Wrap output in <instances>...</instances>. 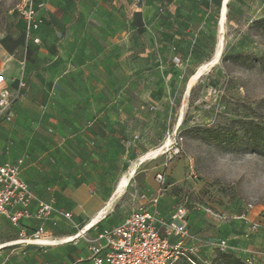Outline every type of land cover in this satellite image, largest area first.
<instances>
[{
    "label": "rangeland",
    "instance_id": "rangeland-1",
    "mask_svg": "<svg viewBox=\"0 0 264 264\" xmlns=\"http://www.w3.org/2000/svg\"><path fill=\"white\" fill-rule=\"evenodd\" d=\"M17 2L0 0V35L8 22L20 25L22 18L16 10ZM242 5L252 13L239 20L236 16L233 22L227 23L224 32L222 29L219 58H215L218 42L211 41L206 44L210 53L205 60L172 67V78L168 81V69L163 64L140 55L139 51L146 45L142 39L144 33H132L135 41L129 60L130 76H126L119 63L107 57L108 60L102 59L105 70L114 75L100 73L99 84L104 81L112 86L129 82L134 102L141 105L124 111L129 138L126 158L122 157V147L114 139L112 154L96 164L91 139L83 138L80 144L74 139L62 138L61 131L65 129L61 122L67 120L75 130L78 126L74 122L83 117L64 109L59 99L57 104H52L46 91L31 92L25 99L35 105H29V109L20 107L19 101L27 93V86L20 87V81L11 83L14 115L11 122L15 121L17 109L29 110L34 120L28 123L25 119H16L14 125L20 127V136L0 138V162L15 161L21 156L22 173L36 179L38 169H46V181L40 182V189L49 191L48 186L51 187L61 207L70 210L73 217L50 220L46 225L50 233L47 240H57V243L44 246L15 244L18 226L0 219V246L5 245L0 247V264H85L89 261L97 230L80 234L88 223L80 205L86 211L87 206L80 195L62 191L65 184L69 189L70 174H78V169L87 174L86 189L113 195L104 218L109 224L120 223L135 210L144 201L140 198L142 193L152 195L162 187L165 213L184 205L191 232L214 244L215 247H204L199 255L203 264L205 261L207 264H264V22L255 23L264 18V0H245ZM256 6L258 9L254 11ZM212 33L214 39V27ZM1 79L3 76H0V86L7 85ZM166 85L173 89L165 90ZM113 93L116 91L109 94ZM80 109L92 115L91 111ZM3 121L0 119V134L6 130ZM76 158L81 161L78 163ZM140 170L148 173L147 185L142 189L134 182L135 173ZM158 174L163 175L162 184L157 181ZM178 178L182 180L175 183ZM214 214L227 217L220 219ZM242 214L258 222L261 230L246 236L249 223L237 219ZM221 239L228 240L234 249H218L216 245Z\"/></svg>",
    "mask_w": 264,
    "mask_h": 264
},
{
    "label": "crops",
    "instance_id": "crops-1",
    "mask_svg": "<svg viewBox=\"0 0 264 264\" xmlns=\"http://www.w3.org/2000/svg\"><path fill=\"white\" fill-rule=\"evenodd\" d=\"M244 1L139 0L136 8L132 0H40L44 3L40 10L43 23L36 33L41 39L40 44L26 39L22 19L18 26L8 22L0 35V76L4 78L1 80L9 87L11 83H19L24 79L27 93L19 101L20 107L26 106L29 109V105H35L25 99L31 96V92L46 91L52 104H57L59 99L62 103L60 106L83 117L74 122L78 126L75 130L69 127L67 120L61 122L60 125L65 129L61 131L62 138L74 139L80 144L83 138L91 139V151L96 164H101L104 156L112 154L114 139L118 140V145L122 147V157L126 158L129 138L124 124V111L141 105L134 102L130 93L133 88L129 82L112 86H107L104 81L99 84L100 73L114 75L112 71L105 70L102 59L109 58L119 63L126 76H130L129 60L134 52L132 44L135 41L132 33H144L142 39L146 45L139 53L163 64L168 69V81L172 78L171 68L174 67L172 57L181 58L184 64H199L209 56L210 48L206 44L219 42L228 22H233L236 16L239 20L247 17L249 12L252 13V10L244 8ZM257 9L258 6L254 11ZM213 27L216 29L214 39ZM167 89L171 91L173 86L166 85ZM110 91L116 93L110 95ZM80 108L91 111L92 115L89 116L86 110ZM28 111L17 109L15 121H3L6 130H3L0 138L19 137L22 131L14 123L16 119H25L28 123L34 120ZM118 126L120 130L116 131ZM19 158L22 157L19 156L15 161ZM15 161L6 160L0 164ZM76 161L79 163L81 160L76 158ZM45 170L38 169V179L22 172L21 177L30 184L37 196L43 199L54 198L58 208L70 211L61 207L51 187L48 186L49 191L40 189V182L46 181ZM108 170L109 167L105 168L106 173ZM76 173L70 174L72 182L67 184L69 189L65 184L62 191L68 195H80L83 204L87 206L86 211L80 205L88 219L86 228L91 226L90 229L97 230V235L101 230L117 225L104 221L113 195L86 189L87 174L81 169ZM147 178L148 173L140 170L135 173L134 182L142 189L147 185ZM181 180L178 178L175 183ZM35 209L36 204L33 203L31 210ZM155 210L160 216L169 219L175 209L165 213L167 211L162 197ZM17 226L19 231L25 229L31 233L38 222L24 217ZM55 243L57 240L48 241V244ZM85 264H92L91 259Z\"/></svg>",
    "mask_w": 264,
    "mask_h": 264
},
{
    "label": "built area",
    "instance_id": "built-area-1",
    "mask_svg": "<svg viewBox=\"0 0 264 264\" xmlns=\"http://www.w3.org/2000/svg\"><path fill=\"white\" fill-rule=\"evenodd\" d=\"M138 7L139 0H132ZM44 3L40 0H18L16 10L25 24V36L28 41L41 43L36 34L43 23L40 10ZM176 66L183 65L179 57H172ZM25 86L23 79L20 87ZM11 92L7 85L0 86V119H13ZM24 160L19 158L13 163L0 164V217L8 218L18 225L22 218H30L38 222V226L28 233L19 231L15 244L49 245V232L46 222L65 218L71 220L73 213L58 208L54 198L43 199L37 196L30 184L21 177ZM158 183H163V175H157ZM164 195L160 187L154 194L142 193L143 201L135 210L128 214L119 224L101 230L92 240V264H182L187 261L197 264V259L206 246H214L195 236L188 225V210L179 205L171 217L164 218L155 210ZM35 203L36 209L31 210ZM250 208L253 206L250 204ZM208 211V210H207ZM220 219L227 216L214 214ZM237 219L249 223L246 236L258 232L260 224L249 220L246 214ZM89 227L87 230H89ZM216 247L221 251L234 248L228 240L221 239ZM207 264V261H205Z\"/></svg>",
    "mask_w": 264,
    "mask_h": 264
},
{
    "label": "bare ground",
    "instance_id": "bare-ground-1",
    "mask_svg": "<svg viewBox=\"0 0 264 264\" xmlns=\"http://www.w3.org/2000/svg\"><path fill=\"white\" fill-rule=\"evenodd\" d=\"M223 29V28H222ZM221 47H222V40L220 39V41L218 42V46H217V50H216V53H215V58L216 59H218L219 58V56H220V54H221ZM196 81V80H195ZM194 81V82H195ZM193 82V83H194ZM193 84H191L190 86H188V89H190L191 88V86H192ZM124 185H125V183H124ZM123 186H121L120 187V189L122 188ZM91 227V226H90ZM89 228V227H88ZM88 228H85V229H83V231H81L80 232V234L81 233H83L85 230H87ZM80 234H78V235H80ZM81 236V235H80ZM66 238L64 237L62 240H65Z\"/></svg>",
    "mask_w": 264,
    "mask_h": 264
},
{
    "label": "trees",
    "instance_id": "trees-1",
    "mask_svg": "<svg viewBox=\"0 0 264 264\" xmlns=\"http://www.w3.org/2000/svg\"><path fill=\"white\" fill-rule=\"evenodd\" d=\"M264 22V18L263 19H260V20H257L255 21V23H263ZM181 59V58H180ZM182 60V59H181ZM183 61V60H182ZM171 63L176 66L173 62H172V59H171ZM182 264H191L190 262H187V261H184L182 262ZM197 264H203V261L200 260V258L197 259Z\"/></svg>",
    "mask_w": 264,
    "mask_h": 264
}]
</instances>
